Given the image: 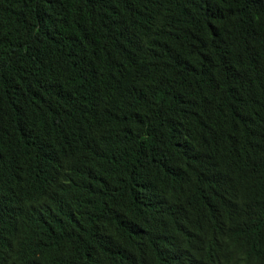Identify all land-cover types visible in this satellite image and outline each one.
<instances>
[{"label":"trees","instance_id":"trees-1","mask_svg":"<svg viewBox=\"0 0 264 264\" xmlns=\"http://www.w3.org/2000/svg\"><path fill=\"white\" fill-rule=\"evenodd\" d=\"M0 264H264V0H0Z\"/></svg>","mask_w":264,"mask_h":264},{"label":"clouds","instance_id":"clouds-1","mask_svg":"<svg viewBox=\"0 0 264 264\" xmlns=\"http://www.w3.org/2000/svg\"><path fill=\"white\" fill-rule=\"evenodd\" d=\"M153 189L150 190V192L152 191Z\"/></svg>","mask_w":264,"mask_h":264}]
</instances>
